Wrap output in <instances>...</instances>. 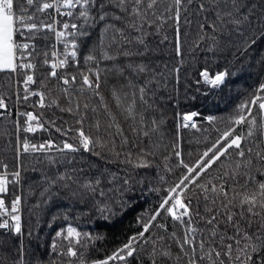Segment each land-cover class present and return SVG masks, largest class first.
Returning a JSON list of instances; mask_svg holds the SVG:
<instances>
[{"label":"snow or ice","instance_id":"6c2138e0","mask_svg":"<svg viewBox=\"0 0 264 264\" xmlns=\"http://www.w3.org/2000/svg\"><path fill=\"white\" fill-rule=\"evenodd\" d=\"M169 31L174 81L187 63L209 59L221 65L213 75L203 66L213 85L241 69L255 76L228 113L206 117L213 127L193 138L194 160L185 157L183 130L199 127L197 113L181 111L177 124L156 102H165L153 82L165 86L155 66ZM85 149L153 170L163 159L150 189L156 199L134 217L137 227L117 238L67 223L49 259L33 254L28 231L25 240L0 241V264H264V0H0V213L8 217L0 228L24 232L23 213L35 208L24 203L38 183L25 180V155L48 152L55 163ZM143 179L121 177L106 195L114 173L74 179L73 187L66 170L41 176V196L66 188L116 220L136 206ZM100 244L110 247L94 258Z\"/></svg>","mask_w":264,"mask_h":264},{"label":"trees","instance_id":"16d2710c","mask_svg":"<svg viewBox=\"0 0 264 264\" xmlns=\"http://www.w3.org/2000/svg\"><path fill=\"white\" fill-rule=\"evenodd\" d=\"M168 35L169 40L159 44V47L163 49V51L157 54L156 59L159 63L155 66L157 72L164 73L163 84L165 86H159L157 83L159 77H157V81L153 82L156 85L155 91L165 102L161 103L160 99L156 102L160 104L162 109H165L166 118H171L173 116L177 118V124L180 123L179 113L181 111H193L197 113V115L193 117V122L199 127L192 128L185 125V129L183 130L186 145L185 157L188 160H194L198 154L199 147L196 146L193 138L201 139L202 136L208 134L206 132H201L200 128L211 131L213 127L210 122L206 120V117L210 114L223 116L225 113H228L233 107V102H238L239 96L244 90H251L254 86L253 81L255 80V76L253 71L241 69L239 72H235L231 77L227 78V83L213 85L203 77V66H207L209 68V74L213 75L215 71L221 69V65L219 62L213 64L209 59L207 64H205L204 60H200L199 65L191 62L187 63L186 66L182 68L180 79L174 81L172 77V68L175 61L168 56V49L171 44L170 31ZM194 36L195 25H193L192 28V36L186 37V39L191 41ZM194 51L198 57L204 55L202 51ZM185 60L186 62L189 61L187 54L185 55ZM165 65H167L166 71L164 68ZM173 89H175V91H173ZM176 100L180 102L179 107H175ZM109 103L114 105L112 98H109ZM174 108L175 111H173ZM28 110H32V108ZM38 114H40L39 111ZM46 114L47 113H45V115ZM169 127H171V123ZM34 136H36V134L28 138L33 139ZM47 138H49L47 135L43 137V139ZM165 139H168V137H165ZM189 146H191V155H189ZM48 155V152H45L44 155L40 157L34 156L33 154L25 155V180L38 183L34 185V194L27 197L24 203L25 206L35 205V208L31 213L27 211L23 213L25 217L23 225L25 229L24 232L16 233L14 228H0V241L15 243L17 237L20 240H25L27 232L31 231L32 237L28 240V243L33 250V254L44 259H49L52 258L51 239L55 238V232L59 230L60 227L66 228L67 223H73L74 226L80 227L82 231L87 230L93 231L94 233L108 232L110 235L114 233L118 238L122 230L129 227H137L133 222L134 217L141 211L142 207L147 208L148 205L156 199L155 195L150 194V189L154 186L152 180L160 174V168L164 164L159 154L154 160V165L158 166L155 167V170H153L152 167L146 168L144 166L136 167L135 165H129L126 164L123 159L116 160L111 156L108 158L104 156L98 157L95 155V152H89L87 149L74 156L65 153L64 158L55 163H50L48 161ZM165 155H167V153H165ZM9 162H11L10 158ZM176 163L177 161L175 159L171 160V166L175 167ZM41 164L43 167L40 166ZM28 165H31V168H28ZM66 170L69 180L65 181V183L72 184L73 187H77L74 184V179L79 180L82 184L85 178H92L99 172H104L105 174L114 173L116 180L114 182L109 180L103 185L106 195L111 194V192L107 190H113L114 185L115 189H119L121 177L127 179L128 176L131 175L134 180H139L143 177V182L138 186V191H141L142 195L139 197L135 207L128 209L116 220H106L102 217H98L95 213L86 208L88 201L70 196L66 188L53 186L54 192L51 200L48 199L47 195L41 196L42 189L46 187V185L41 182V176L47 175L56 178L58 173H63ZM5 198L7 202L8 197L6 196ZM97 199H99V196H97ZM7 205L10 206V203ZM57 209L62 210L64 215L57 216L55 223H52L50 222V218L53 214H56ZM80 213L84 214L81 215ZM107 247H110V245L105 246L104 244H100L98 246L99 250L93 249L94 258L102 257Z\"/></svg>","mask_w":264,"mask_h":264},{"label":"built area","instance_id":"2783aa9c","mask_svg":"<svg viewBox=\"0 0 264 264\" xmlns=\"http://www.w3.org/2000/svg\"><path fill=\"white\" fill-rule=\"evenodd\" d=\"M8 208H9V211H12L11 206H8ZM4 218H8L7 215L0 213V219H1V222L0 223H2V219H4Z\"/></svg>","mask_w":264,"mask_h":264}]
</instances>
